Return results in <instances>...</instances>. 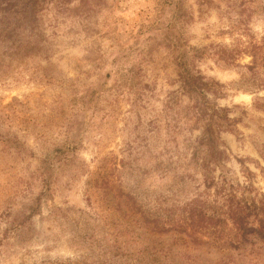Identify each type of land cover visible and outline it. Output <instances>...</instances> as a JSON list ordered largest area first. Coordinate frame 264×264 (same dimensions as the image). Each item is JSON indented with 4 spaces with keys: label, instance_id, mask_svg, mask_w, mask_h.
<instances>
[{
    "label": "rangeland",
    "instance_id": "obj_1",
    "mask_svg": "<svg viewBox=\"0 0 264 264\" xmlns=\"http://www.w3.org/2000/svg\"><path fill=\"white\" fill-rule=\"evenodd\" d=\"M41 15L39 46L0 52V264H264V237L226 213L231 194L264 212V74L252 83L250 51L211 55L264 41V0H48ZM203 47L196 69L233 120L208 170L178 63Z\"/></svg>",
    "mask_w": 264,
    "mask_h": 264
},
{
    "label": "trees",
    "instance_id": "obj_2",
    "mask_svg": "<svg viewBox=\"0 0 264 264\" xmlns=\"http://www.w3.org/2000/svg\"><path fill=\"white\" fill-rule=\"evenodd\" d=\"M48 0H0V44L7 43V48L0 51L1 54L7 56H15L20 53L22 48H25L23 38H29V43L40 45L41 41L38 39L43 36V32H39V23L42 19V11ZM246 10H243V13ZM250 18H243L241 20V33H249L248 20ZM45 44L46 40L42 38ZM214 54L217 55V60L225 65H240L237 62L238 57L250 51L253 55V60L250 64L245 66L253 73L252 83L256 84L260 81V76L264 74V41L257 42L250 40L248 46H244L242 42H237L233 46H222ZM11 50L12 53L5 52ZM195 53L191 58H180V78L181 91L189 98V103L186 106V114L188 120H196L203 122V131L198 138V148L204 149L206 158L204 160V168L208 170L211 164H221L229 158L225 148H223V140L221 132L223 130H232V119L228 116V109L221 107L216 103L217 98L223 97L224 84L213 78H208L197 68L195 60L206 54L207 49L195 48ZM29 51V50H28ZM264 109V104H261ZM228 208L226 213L233 220L237 229L246 240L249 234L257 233L264 237V212H259V208L255 202L252 204L246 200H242L235 194L227 197ZM195 214V213H194ZM255 214L259 221V226L250 223V217ZM202 224L208 226L218 221L221 218L215 216H208L198 212ZM196 215V216H197ZM194 217V216H192Z\"/></svg>",
    "mask_w": 264,
    "mask_h": 264
}]
</instances>
